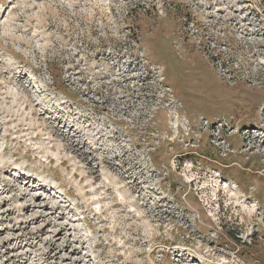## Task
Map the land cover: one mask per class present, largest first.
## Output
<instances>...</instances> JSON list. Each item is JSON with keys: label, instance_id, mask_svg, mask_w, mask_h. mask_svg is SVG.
Wrapping results in <instances>:
<instances>
[{"label": "rangeland", "instance_id": "1", "mask_svg": "<svg viewBox=\"0 0 264 264\" xmlns=\"http://www.w3.org/2000/svg\"><path fill=\"white\" fill-rule=\"evenodd\" d=\"M0 264H264V0H0Z\"/></svg>", "mask_w": 264, "mask_h": 264}, {"label": "bare ground", "instance_id": "2", "mask_svg": "<svg viewBox=\"0 0 264 264\" xmlns=\"http://www.w3.org/2000/svg\"><path fill=\"white\" fill-rule=\"evenodd\" d=\"M49 138L50 139H53V135H50L49 136ZM55 140V139H54ZM58 157H59V159H61V161H60V164L61 165H66V167L68 168H70V167H72V170H71V173H72V171H73V176L74 177H76L77 175H79L80 177H81V179L83 180V181H81V183L83 182L84 183V180L85 181H88V184L87 185H83L82 184V186H80V187H77V190L78 191H80V196L82 197V195H83V197L89 192V190H85V188L87 187V186H94V188L96 187L95 186V181L97 180V178H98V176H96V175H94V169H93V167H91V166H89V167H85V166H82L81 165V162L80 161H78L77 160V158H78V156H77V154H76V150L74 149V148H72V147H70L68 144H64L63 145V147H62V149L60 150V154L58 155ZM7 162V161H6ZM50 162H52V159H50ZM54 162V161H53ZM9 164V163H8ZM6 165V164H5ZM2 166H4V165H2ZM58 166V165H57ZM71 169V168H70ZM63 170V169H62ZM70 173V174H71ZM67 174H69V173H67ZM66 175V174H65ZM23 176V175H22ZM60 176V175H59ZM57 177V176H56ZM71 177H72V175H71ZM19 178H21V176H19ZM67 179V178H66ZM76 179V178H75ZM74 180V179H73ZM40 182V183H38L39 185H42L41 183L43 182L41 179H39V180H37V182ZM65 181V180H64ZM66 182V181H65ZM76 182H78V180L76 181ZM30 184V183H29ZM32 184V183H31ZM64 184V183H63ZM34 185H37V183H35ZM67 185V184H66ZM44 186H45V184H44ZM25 187V186H24ZM27 187H25L24 189H26ZM29 188V187H28ZM36 188V187H35ZM90 188V187H89ZM93 188V187H92ZM99 188V187H98ZM30 189V188H29ZM28 189V190H29ZM107 189V188H106ZM23 190V189H22ZM105 190V189H104ZM108 190V189H107ZM81 191H85L83 194L81 193ZM98 191H100V190H98ZM67 192V191H66ZM72 192V191H71ZM92 192V191H91ZM90 193V192H89ZM104 193V192H103ZM106 193V192H105ZM104 193V194H105ZM27 194V193H26ZM71 194V193H70ZM75 194V193H74ZM28 195H30V194H28ZM25 196V195H24ZM77 196V195H76ZM79 197V196H78ZM86 197H87V195H86ZM25 198V197H24ZM33 198V197H32ZM99 198V197H98ZM98 198H96V200L98 199ZM81 199H84V198H81ZM88 199H91V198H88ZM87 200V199H86ZM96 200H94V201H96ZM114 200V199H113ZM30 201V200H29ZM33 202V201H32ZM35 202V201H34ZM53 202H55L54 204L49 200V201H47L46 203H45V205H44V210L45 211H47V210H50V212H45L43 215H50V214H52V213H59L60 215H63L64 214V211L66 210L65 209V207L67 206V204H66V206L64 205L65 203H62V201H61V203L65 206H63L59 201H56V200H54ZM87 203H88V201H86ZM85 202V203H86ZM37 203V202H36ZM52 203V204H51ZM86 203V204H87ZM94 203V202H93ZM31 205H34V204H29V206H31ZM41 205V204H40ZM28 206V207H29ZM33 208V207H32ZM36 208V207H35ZM111 208V207H110ZM63 209H65L64 211H63ZM109 209V208H108ZM108 209L106 210L107 212H105L104 211V213H108ZM31 210V209H30ZM33 211V210H32ZM101 211V210H100ZM102 212V211H101ZM39 214V213H38ZM99 214V213H98ZM100 214H102V213H100ZM54 215H56V214H54ZM54 215H53V217H54ZM103 215V214H102ZM102 215H99V216H102ZM52 216V215H51ZM50 216V217H51ZM53 219V218H52ZM106 219V218H105ZM104 219V220H105ZM55 221V220H54ZM53 221V222H54ZM52 222V223H53ZM50 223V222H49ZM60 223V222H59ZM56 224H57V222H56ZM62 225H65V224H63L62 223ZM60 227H61V225H60ZM56 229H58L57 227H55ZM66 229V227L65 226H62L61 228H60V234H62V233H64L63 231ZM53 230V229H52ZM67 230V229H66ZM53 233H54V231H53ZM59 234V233H58ZM66 234V233H65ZM68 234V233H67ZM57 237H59V236H57ZM62 237V236H61ZM68 237V236H67ZM65 238V237H64ZM61 239V238H60ZM69 239V238H68ZM57 240V239H56ZM54 243H55V241L54 240H52ZM66 241V240H65Z\"/></svg>", "mask_w": 264, "mask_h": 264}, {"label": "trees", "instance_id": "3", "mask_svg": "<svg viewBox=\"0 0 264 264\" xmlns=\"http://www.w3.org/2000/svg\"><path fill=\"white\" fill-rule=\"evenodd\" d=\"M239 240V239H238Z\"/></svg>", "mask_w": 264, "mask_h": 264}]
</instances>
